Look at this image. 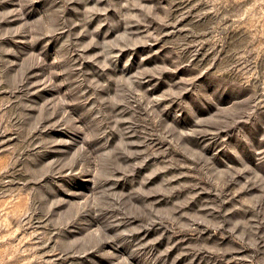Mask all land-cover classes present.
Returning <instances> with one entry per match:
<instances>
[{"label":"rangeland","instance_id":"obj_1","mask_svg":"<svg viewBox=\"0 0 264 264\" xmlns=\"http://www.w3.org/2000/svg\"><path fill=\"white\" fill-rule=\"evenodd\" d=\"M0 264H264V0H0Z\"/></svg>","mask_w":264,"mask_h":264}]
</instances>
